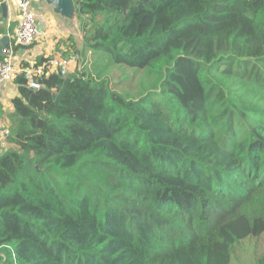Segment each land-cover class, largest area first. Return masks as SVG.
Wrapping results in <instances>:
<instances>
[{
    "label": "trees",
    "instance_id": "16d2710c",
    "mask_svg": "<svg viewBox=\"0 0 264 264\" xmlns=\"http://www.w3.org/2000/svg\"><path fill=\"white\" fill-rule=\"evenodd\" d=\"M73 1L90 71L0 112V264H232L264 236V0Z\"/></svg>",
    "mask_w": 264,
    "mask_h": 264
},
{
    "label": "crops",
    "instance_id": "0c3cea01",
    "mask_svg": "<svg viewBox=\"0 0 264 264\" xmlns=\"http://www.w3.org/2000/svg\"><path fill=\"white\" fill-rule=\"evenodd\" d=\"M33 7L40 22H46L45 17H48V22L46 23L47 29L45 28L41 33H48L50 37L38 39L30 48H13V35L19 23V13L11 0H0V21L2 23L0 28V59L3 49L9 47L12 48L11 50L14 52L15 56L13 63L15 65H34L40 58L53 59L59 57L69 50L71 45L73 47L74 44H79L76 39V36L78 37L76 30L79 29V25L76 22L77 19L75 20V18H72L75 21L72 30V25H70L71 28L69 27V18L63 17V20L57 18L58 21L54 19L56 17L52 15V12L57 11L47 0L34 3ZM70 36L73 37L74 41ZM6 38L8 40L3 46V40ZM76 68V63H73L69 73H74ZM18 96L19 91L15 83H0V112H12L11 100ZM5 123L6 122L0 118V138L3 134L2 129L5 128ZM1 151L0 147V152Z\"/></svg>",
    "mask_w": 264,
    "mask_h": 264
},
{
    "label": "built area",
    "instance_id": "2783aa9c",
    "mask_svg": "<svg viewBox=\"0 0 264 264\" xmlns=\"http://www.w3.org/2000/svg\"><path fill=\"white\" fill-rule=\"evenodd\" d=\"M18 10L19 23L13 35V48H27L33 45L42 37H50L48 33H41L38 30V15L34 10V3L39 0H11ZM2 23L0 21V28ZM12 48H4L0 59V83H15L17 78L24 76L27 86L32 90L42 88L41 79L47 78L54 72L68 75L70 67L78 59V54L68 57H56L44 62L40 66L15 65L14 52ZM73 53V52H72ZM63 56V55H61ZM8 134V132H6ZM4 146V142H3Z\"/></svg>",
    "mask_w": 264,
    "mask_h": 264
},
{
    "label": "rangeland",
    "instance_id": "374dc122",
    "mask_svg": "<svg viewBox=\"0 0 264 264\" xmlns=\"http://www.w3.org/2000/svg\"><path fill=\"white\" fill-rule=\"evenodd\" d=\"M52 15L56 17L54 19H56L57 21L58 19L63 20V17H64L60 13L54 12V11L52 12ZM72 16H74L73 13H72ZM72 16L70 15L68 16L69 17L68 22H69V27L71 28L70 25H72L71 29L73 30V25L75 21L72 19L73 18ZM46 17H45L46 22H40L38 19V30L40 32L44 31L45 28L47 29L46 23L48 22V17L47 18ZM76 33L78 35V38L76 35L75 36H76L77 41L79 42L78 46L80 47H78L77 44H74L75 48L72 47L71 45L69 48L70 51L65 57L74 56L79 53L78 56L80 55L81 59L78 57V59L75 60L74 62L77 65L76 69L79 70L80 72H84L86 70L89 72L90 69L87 68V65L90 64L89 61H90L91 54L90 53L88 54V58L82 55L81 52H82V43H83L82 41L83 32L81 31L80 27L78 30H76ZM71 39L73 40V37ZM76 47L79 48V51L76 49ZM60 57H64V56H60ZM97 58L104 60L102 56H98ZM119 67L120 68L117 67V69H119V71L122 73V76L116 79L117 82H119L120 84V88H118L117 90L118 92L129 95L132 98H139L149 92L155 91L158 88L159 86L158 77L152 76L148 70H138V69H133V68L124 67V66H119ZM10 112H7V113L5 112V113L8 114ZM5 122H6L5 128L2 129L3 134L1 135V138H0L1 139L0 147L2 148V150H6L5 148H3V142L6 140V136H7L6 132H8L7 130H9V127H10L9 121L6 120ZM262 252H264V236L258 239L257 241L247 240L246 242L242 243L240 246H238L235 249L233 253L232 264H254L258 255H260Z\"/></svg>",
    "mask_w": 264,
    "mask_h": 264
},
{
    "label": "water",
    "instance_id": "95a60500",
    "mask_svg": "<svg viewBox=\"0 0 264 264\" xmlns=\"http://www.w3.org/2000/svg\"><path fill=\"white\" fill-rule=\"evenodd\" d=\"M41 1V0H39ZM48 3L52 4L56 11L63 15L66 18H69L68 16H72V13L74 16L73 18L76 19L75 16V5L73 0H47ZM7 38L3 40V46L5 45V42H7Z\"/></svg>",
    "mask_w": 264,
    "mask_h": 264
}]
</instances>
